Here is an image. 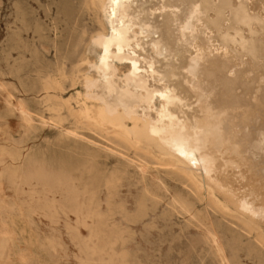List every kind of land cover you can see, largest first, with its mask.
<instances>
[{
  "label": "bare ground",
  "instance_id": "1",
  "mask_svg": "<svg viewBox=\"0 0 264 264\" xmlns=\"http://www.w3.org/2000/svg\"><path fill=\"white\" fill-rule=\"evenodd\" d=\"M93 6L107 29L93 39L99 50L95 75L83 81L90 102L80 110L86 116L76 115L67 136L76 141L77 130L90 132L138 179L157 176L160 168L180 175L195 199H203L218 219L231 220L227 229L236 241L250 237L248 255L259 264L264 256V0H93ZM58 75L39 87L53 101L52 112L64 104L51 92L65 90L62 72ZM16 110L24 122L32 121L23 103ZM67 113H72L68 107ZM55 118L63 121L59 114ZM2 155L0 149V164ZM8 156L15 160L21 153ZM120 180L115 174L105 180L106 207ZM92 185L77 192L64 175L53 180L64 203L81 214L79 223L89 220L97 227L104 219V226L108 221L97 211ZM144 193L155 201L147 188ZM172 206L190 214L179 199ZM106 237L118 238L114 229ZM91 238H100V232L94 229Z\"/></svg>",
  "mask_w": 264,
  "mask_h": 264
},
{
  "label": "rangeland",
  "instance_id": "2",
  "mask_svg": "<svg viewBox=\"0 0 264 264\" xmlns=\"http://www.w3.org/2000/svg\"><path fill=\"white\" fill-rule=\"evenodd\" d=\"M100 20L93 0H0V239H7L0 242V264H257L248 255L250 237L236 241L227 229L231 220L218 219L195 199L180 175L160 168L157 176L138 179L90 132L77 130L76 141L67 136L76 115L86 116L80 106L90 102L83 81L95 75L99 47L93 39L107 29ZM59 72L65 90L51 92L64 104L52 112L53 101L39 87ZM20 103L31 111L30 123L16 110ZM16 151L21 157L10 159ZM113 174L121 177L120 187L106 207L103 185ZM59 175L77 192L93 181L106 225L104 219L97 227L78 222L81 214L53 187ZM178 199L190 214L173 208ZM94 229L100 238H91ZM112 229L116 240L106 237Z\"/></svg>",
  "mask_w": 264,
  "mask_h": 264
}]
</instances>
